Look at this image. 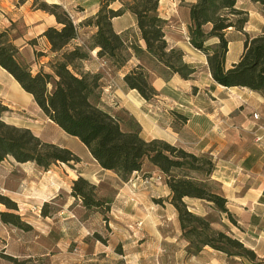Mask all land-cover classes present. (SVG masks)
<instances>
[{"label":"trees","instance_id":"obj_1","mask_svg":"<svg viewBox=\"0 0 264 264\" xmlns=\"http://www.w3.org/2000/svg\"><path fill=\"white\" fill-rule=\"evenodd\" d=\"M251 1L258 2L264 11V0ZM159 2L101 0L94 16L76 24L62 7L34 0L33 8L54 16L60 25V28H48L42 35L54 54L48 64L53 73L41 70L34 74L23 64L8 29H0V66L33 96L48 119L67 135L77 138L101 168L116 173L122 182H128L135 173L141 172L145 162L162 173L171 192V204L178 215L189 256L196 257L205 248H210L228 258L259 261L252 249L226 228L216 229L208 215L198 214L185 201L199 200L237 225L227 207V199L212 179L214 158L210 154L187 152L161 140L142 139L141 127L134 118L124 110H108L102 103L104 73L92 74L83 69V63L90 60L93 51L108 63L111 72H119L132 58L137 59L140 63L127 72L123 80L146 101L158 95L150 82V72L154 69H160L164 78L178 75L185 80L191 79L196 69L184 62L182 50L168 44V21L159 15ZM115 3L120 4L118 9L111 8ZM188 9L189 43L206 56L213 80L221 86L246 88L264 97V30L255 36L244 33L248 12L237 7V0H196ZM125 13L135 17L145 49L133 33L118 34L114 30L113 20ZM83 28L95 32L80 45L77 42ZM231 29L244 33V51L239 62L226 70L229 44L226 34ZM8 111L0 101V166L8 158L21 164L32 162L44 170L58 163L73 166L80 162L69 149L43 142L32 131L5 123L3 117ZM175 115L182 123L186 122V117ZM95 188L79 177L72 184L71 194L82 201L86 210L98 211L105 207L107 212L110 211L109 203L96 199ZM0 205L12 212H0V221L22 229L21 219L15 214L18 205L2 194Z\"/></svg>","mask_w":264,"mask_h":264},{"label":"crops","instance_id":"obj_2","mask_svg":"<svg viewBox=\"0 0 264 264\" xmlns=\"http://www.w3.org/2000/svg\"><path fill=\"white\" fill-rule=\"evenodd\" d=\"M19 1L0 0V24L9 22L10 26H17L20 23L24 29L12 32L15 35L13 43L19 48V60L34 74L41 70L53 73L48 64L54 54L42 35L48 28H60V25L54 16L33 8L34 0ZM42 1L51 4L50 0ZM195 1H190V4ZM163 3L167 1L160 0L159 15L168 21L167 42L171 47L182 50L184 62L196 69L191 79L185 80L178 75L164 78L161 73L150 72L151 85L158 95L146 101L137 91L129 89L123 80L124 75L140 63L137 59L132 58L119 72H111L108 63L93 51L90 60L83 63V69L92 74L104 73L102 103L108 110H124L134 118L141 127L142 139L161 140L187 152L210 154L214 158L212 179L227 199L229 211L238 219V227L254 235L251 241L255 243L247 241L248 246L242 242L253 250L260 249L259 256L264 259V139L261 142L255 139V135L260 134L258 127L264 124V97L246 88H227L217 84L208 68L206 56L189 43L188 7L183 11L182 22H177L178 11L175 8L179 2L177 5L173 3L170 10H164ZM237 7L248 12L244 33L249 36L262 33L264 11L261 5L251 0H237ZM134 18L130 13L115 18L114 30L118 34L131 30L135 40L145 49ZM174 22L177 25H173ZM2 29H9V26L4 25ZM83 32L85 30L81 29V39L77 44L89 39L95 30ZM244 33L231 29L226 34L229 42L226 70L241 58ZM31 41L35 42L31 44ZM0 101L9 110L3 117L5 123L28 129L43 142L67 148L80 159L73 166L58 163L47 170L32 162L21 164L12 158L6 159L0 166V194L11 198L18 205L20 214L26 215L33 209L36 199L46 202L70 193L73 182L82 177L98 188L100 196L108 198L110 195L111 223L126 231L128 237L136 239L133 243L142 241L144 244L145 235L156 233H159V245L177 242L176 238L168 235L170 222L176 226L178 237L182 238L165 178L161 183L142 184L141 177L146 170L151 175L162 174L156 167L146 163L140 173H135L128 182H122L116 173L101 168L77 138L67 135L48 119L33 96L25 92L1 66ZM175 113L186 117V122L182 123ZM254 114H258V120H254ZM185 201L193 202L190 203L193 210L195 202L201 203L192 199ZM139 223L140 227L137 226ZM230 231L235 234L234 230ZM208 253H213L215 258L206 264H232L223 254L210 248H205L201 254Z\"/></svg>","mask_w":264,"mask_h":264},{"label":"rangeland","instance_id":"obj_3","mask_svg":"<svg viewBox=\"0 0 264 264\" xmlns=\"http://www.w3.org/2000/svg\"><path fill=\"white\" fill-rule=\"evenodd\" d=\"M100 1L50 0L49 3L51 4L49 5L64 7L73 17L75 23L78 24V21H84L98 12ZM165 1L167 3L162 5L164 10L172 9L173 3L179 2L178 5L176 4L177 8H175L178 11V19L176 20L182 22L183 11L190 5L192 0ZM119 7V3L111 6L113 9ZM4 25L9 26L8 30H10L11 38L15 37L12 34L13 31L18 33L24 29L20 23L17 26H10L9 22L1 23L0 29ZM173 25L177 24L174 22ZM83 30H85L83 33L91 31L90 28H83ZM127 32L132 33L131 30ZM154 72L157 74L162 73L160 69H154ZM146 171V174L141 177L143 185H145L143 179L155 176L151 175L148 170ZM69 191L70 193L60 195L55 200L49 199L42 202L36 199L33 209L27 212L26 215L20 214L18 209L15 214L21 219L22 229L3 224L0 221V264H206L205 262L215 258L213 253L200 254L196 257L189 256L186 253V241L178 237L177 228L172 222L169 223L170 226L167 228L168 235L171 238H176L177 242H163L164 244L159 245V233H156L145 235L144 244H142V241L133 243L136 242V239L128 237L126 231L111 223L113 220L111 219L113 218L111 216V205L108 212L105 207L98 211L86 210L82 201L72 196V186ZM95 196L96 199H103L109 204L112 202L110 195H107L108 198L100 196L98 188H95ZM188 203L191 205L190 203L193 202L188 201ZM195 204L194 211L201 215H208L210 220L215 222L214 227L216 229L226 228L236 238L240 235L244 240L241 237L238 239L249 246L247 241H251L254 237L253 234L240 226L238 227V223L237 225L232 224L226 215H220L205 203L195 202ZM0 212L12 213L3 205H0ZM236 220L238 221L237 218ZM230 229L234 230L235 234ZM165 243L167 244L165 245ZM251 243L255 242L251 241ZM248 246L246 247L250 248ZM253 251L259 257V261L249 262L223 255L232 264H264V259L259 256L260 249L254 248Z\"/></svg>","mask_w":264,"mask_h":264},{"label":"built area","instance_id":"obj_4","mask_svg":"<svg viewBox=\"0 0 264 264\" xmlns=\"http://www.w3.org/2000/svg\"><path fill=\"white\" fill-rule=\"evenodd\" d=\"M253 118H254V120H258L259 119L258 114H254ZM258 131L260 132V134H258V133L256 134L255 133L256 134L255 135L256 141L257 142H261L264 139V124L258 127L257 132ZM163 180H164V177L161 176V175L160 176L158 175V176H152V177L147 178V179H143V183L145 185H150V184H155V183H161ZM137 226L140 227L141 223H139Z\"/></svg>","mask_w":264,"mask_h":264}]
</instances>
